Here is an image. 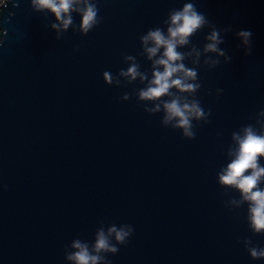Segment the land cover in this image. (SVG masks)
<instances>
[{
	"label": "water",
	"instance_id": "obj_1",
	"mask_svg": "<svg viewBox=\"0 0 264 264\" xmlns=\"http://www.w3.org/2000/svg\"><path fill=\"white\" fill-rule=\"evenodd\" d=\"M187 3L209 22L177 45L199 87L162 100L199 101L191 138L164 122L163 104L157 111L139 96L163 71L154 65L164 49L149 59L142 37L157 28L167 36L170 14ZM89 4L98 12L85 31ZM213 31L223 56L205 51ZM241 31H251L248 44ZM132 64L146 79L121 74ZM247 127L264 135V0H73L59 20L35 0H5L0 264H74L75 240L102 257L97 264H264L251 256L264 231L252 226L250 202L219 179ZM126 225L133 234L119 243L109 228ZM101 231L117 253L95 251Z\"/></svg>",
	"mask_w": 264,
	"mask_h": 264
},
{
	"label": "clouds",
	"instance_id": "obj_2",
	"mask_svg": "<svg viewBox=\"0 0 264 264\" xmlns=\"http://www.w3.org/2000/svg\"><path fill=\"white\" fill-rule=\"evenodd\" d=\"M73 0H35V4L39 8H46L53 12L57 19H62V14H67L70 11V5ZM5 0H0V5H3ZM98 9L95 5L89 4L83 11L81 27L87 31L93 26ZM72 23L71 17L64 20V25L67 27ZM206 23H209L206 17L200 13L193 3H187L183 6V10H174L170 14V26L168 27V35L165 36L161 29L157 28L151 30L148 34L142 37L145 45L150 41L152 47L147 48L148 57L152 59L157 52L163 48L162 56L155 61V66L163 68L160 71L157 67L153 71V79L146 88L139 92L140 99L143 101H151L156 104V110L159 111L160 104H163L165 110L164 122L176 120V128L184 129V135L187 137H194L195 133L189 131L192 127L190 118L200 117L203 115V109L199 105V101L192 103H181L179 97L170 100H162L168 95H175L170 93V89L176 88L180 92L194 91L198 84L188 82L187 78H194L196 72L192 69L186 68L182 63H177L183 59V54L177 51V45H185L189 43L188 37L202 28ZM55 27V25H53ZM230 30V29H229ZM238 35L243 38L244 43L248 44V38L252 35L251 31H241ZM219 31H213L207 37L210 43L205 47L206 52H217L218 55L223 56L224 52L219 51L217 45L223 41L218 39ZM250 55L251 53H246ZM132 59V57H128ZM228 59H231L230 57ZM138 66L132 64L127 73L121 71L122 75H130L133 79L137 76L141 80L146 79L138 72ZM183 73V76L177 75ZM104 80L108 83L112 81V74L104 72ZM175 77V78H174ZM127 99V95L125 96ZM148 110L147 108L145 109ZM234 139L238 142V151L235 159L228 164L227 170L220 175V183L225 186H235L242 194L244 199L251 204V223L257 232L264 231V190L258 187L260 178L264 177V167H260L259 159L264 157V135L257 134L251 127L244 129L243 137L234 134ZM250 170V171H249ZM249 173V174H245ZM127 228V230H125ZM134 229L131 225H126L124 228L117 230L115 226L109 228L110 233H115L116 241L119 243H126L127 238L133 234ZM76 252L71 254L68 258L74 261V264H97L102 259L100 255H93L89 251V245L80 240H75L72 245ZM95 251L99 252H118V248L110 244L108 238L103 231L97 234L95 241ZM251 256L253 258L264 257V248H252Z\"/></svg>",
	"mask_w": 264,
	"mask_h": 264
},
{
	"label": "built area",
	"instance_id": "obj_3",
	"mask_svg": "<svg viewBox=\"0 0 264 264\" xmlns=\"http://www.w3.org/2000/svg\"><path fill=\"white\" fill-rule=\"evenodd\" d=\"M1 6V5H0Z\"/></svg>",
	"mask_w": 264,
	"mask_h": 264
}]
</instances>
